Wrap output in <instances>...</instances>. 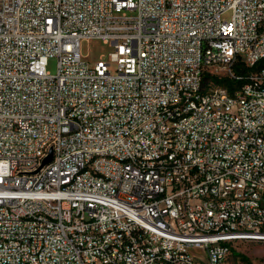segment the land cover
I'll list each match as a JSON object with an SVG mask.
<instances>
[{
	"label": "built area",
	"instance_id": "1",
	"mask_svg": "<svg viewBox=\"0 0 264 264\" xmlns=\"http://www.w3.org/2000/svg\"><path fill=\"white\" fill-rule=\"evenodd\" d=\"M92 39L108 62L84 60ZM262 59L264 0H0V264H222L264 235L236 201L264 194ZM237 62L260 106L196 99Z\"/></svg>",
	"mask_w": 264,
	"mask_h": 264
},
{
	"label": "bare ground",
	"instance_id": "2",
	"mask_svg": "<svg viewBox=\"0 0 264 264\" xmlns=\"http://www.w3.org/2000/svg\"><path fill=\"white\" fill-rule=\"evenodd\" d=\"M231 78L236 80L235 82L241 81L242 78L245 79L243 83L251 82V75H243V77L239 75ZM243 83L241 85H243ZM234 85L235 84L232 86L234 87L232 90H234V93H238V100H249L252 101V106H260L259 92H252L250 89H242L241 85ZM223 93H231L229 86L216 85V83L212 82V86H206L196 90V99H206V97H212ZM185 109L186 101L178 100L177 111H185ZM233 119L236 122H245V113L241 112V110H233ZM165 133H173V125H165ZM260 146H264V137L260 139ZM94 158H103V151H94ZM107 162H116V153L107 154ZM149 162H157V155H149ZM62 186H71V179H62ZM211 196L212 188H205L201 194H198V201H209ZM236 201H251L253 202V209L255 212L264 211V194H259L257 191L236 194ZM200 214H207V202H200ZM246 219L247 212L238 211V220H232V230H240L239 220ZM250 225H257V218H250ZM256 240L264 241V235H257Z\"/></svg>",
	"mask_w": 264,
	"mask_h": 264
},
{
	"label": "rangeland",
	"instance_id": "3",
	"mask_svg": "<svg viewBox=\"0 0 264 264\" xmlns=\"http://www.w3.org/2000/svg\"><path fill=\"white\" fill-rule=\"evenodd\" d=\"M230 13H226L223 17L228 18ZM113 51L110 44H105L101 40L92 39L84 41L81 44V54L84 60L91 64L99 60L101 57L104 61H109V53ZM57 60L50 57L46 69L51 74L56 72ZM111 70H115V64L110 66ZM217 85V84H216ZM197 253H200L197 251ZM222 264H264V241L259 240H237L232 244L231 254Z\"/></svg>",
	"mask_w": 264,
	"mask_h": 264
},
{
	"label": "trees",
	"instance_id": "4",
	"mask_svg": "<svg viewBox=\"0 0 264 264\" xmlns=\"http://www.w3.org/2000/svg\"><path fill=\"white\" fill-rule=\"evenodd\" d=\"M264 66V59H262L261 61H259V63L253 68V69H259L261 67ZM232 70L235 72V74L237 76H241L243 77V75H245L246 73H248L250 71V68L246 67L243 63L241 62H237L234 64ZM243 79V80H242ZM241 81H237L235 82L236 80L234 79H230L229 77H217L215 75H212L210 73H205L204 76H203V81L205 83L209 82V81H212L218 85H226V86H229L230 90L232 91V89H234L233 84H235L234 86L236 85H241L243 82H245V79L242 78ZM235 82V83H234ZM240 83V84H239Z\"/></svg>",
	"mask_w": 264,
	"mask_h": 264
},
{
	"label": "water",
	"instance_id": "5",
	"mask_svg": "<svg viewBox=\"0 0 264 264\" xmlns=\"http://www.w3.org/2000/svg\"><path fill=\"white\" fill-rule=\"evenodd\" d=\"M51 159V156L49 155L47 158L44 159L43 164H45L46 162H48Z\"/></svg>",
	"mask_w": 264,
	"mask_h": 264
}]
</instances>
